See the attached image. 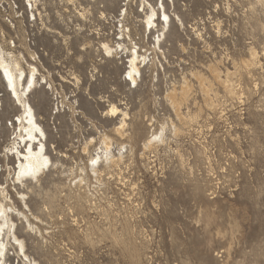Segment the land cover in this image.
<instances>
[{
	"label": "rangeland",
	"instance_id": "obj_1",
	"mask_svg": "<svg viewBox=\"0 0 264 264\" xmlns=\"http://www.w3.org/2000/svg\"><path fill=\"white\" fill-rule=\"evenodd\" d=\"M25 1L0 0V42L26 59L34 53L53 81L29 99L54 166L39 185H13L16 163L4 159L3 147L15 137L18 111L3 97L0 182L15 205V192H27L47 230L44 238L27 234L13 216L30 257L39 264H264V0H146L163 2L171 15L164 34L158 20L144 32L147 9L132 0L122 22L133 50L145 54L136 85L127 80L129 53L116 46L108 57L100 48L120 41L126 0H36L32 12ZM184 88L179 106L171 103V91L180 97ZM110 103L127 112L123 139L113 130L120 114L105 113ZM104 134L123 157L102 164L100 182L88 179V201H78L73 185ZM6 251L7 263L17 264Z\"/></svg>",
	"mask_w": 264,
	"mask_h": 264
},
{
	"label": "bare ground",
	"instance_id": "obj_2",
	"mask_svg": "<svg viewBox=\"0 0 264 264\" xmlns=\"http://www.w3.org/2000/svg\"><path fill=\"white\" fill-rule=\"evenodd\" d=\"M131 1L132 0L124 1L126 2V7L120 20V41L113 42L110 39L106 41L103 40L100 42V48L108 55V57L113 56V53H118L119 49L117 50L116 46H118V48L120 47V50L129 53V65L127 67L129 79L127 80L136 85V76L141 73L142 64L145 63V54H142L137 49L133 50L135 46H133L134 44L132 45L130 29H126L127 25L122 22L127 19L128 7L130 6L129 4ZM145 1L146 0H143L141 3L142 11L147 9L142 22L144 32L148 27H150L149 30H151L152 27L158 26L156 23L158 20L161 26L160 31L164 34V32L170 27L171 15L166 12L163 2L160 4L157 3L156 6L158 5V7H155V5L145 3ZM25 2L30 6L31 12L33 11L32 9H37L35 3L36 0H26ZM25 2L24 5L27 8ZM80 15L82 16L83 13H80ZM159 37L160 35L158 34L156 40L158 45L160 43ZM123 40H126L127 43ZM251 51L252 50H250V52ZM27 53L29 59H26L21 52H15L12 49H5L0 42V80L2 82V88L0 90V107H2V98L5 97L6 101L17 108L18 111L15 115L16 118L13 119L15 125L14 129H17V131L15 132V137L13 136L10 142L3 147V150L6 149V152H3V157L4 159H8L9 156L13 158L14 163L16 164L14 165V173L11 177L12 183L13 185L18 184L22 186H24L28 180H30L31 183L33 181L36 185H39L40 176L54 166V162L51 160L47 151L46 131L39 122V118L37 117L29 99L30 95L37 87H40L41 84H48L49 87L52 88L53 81L49 72L45 70L44 67L42 68L47 73H42V70L40 71L39 66L36 63L37 60L35 54L28 52V50ZM251 54L253 55V53H250L249 55ZM252 55L250 56L251 60L253 59ZM217 73L219 74L218 71ZM215 75L216 74H214V76ZM61 79L64 80L63 78ZM171 92V95L169 94L171 103L179 106V103L185 97L186 89L184 88L181 89V92L179 91L180 97H177L174 91ZM113 109H115V112H113ZM0 110H2V108H0ZM105 113L111 117H116L120 114L121 117L119 122L113 127V130L120 139L126 137L127 133L125 127L127 125V112L118 108L114 103H110ZM177 130L178 129L174 126V135ZM150 135L156 137L157 132H152ZM151 136L145 138L146 140L143 141L144 149L152 146L153 142L150 139ZM159 138L163 143V134L160 135ZM112 140V137L106 134L102 135L100 137L101 146L99 147V151L88 156V159L92 162L90 163L91 165L85 164V166H82L81 171L83 172V176L80 175L77 182L73 185V188L79 191L77 194L78 201H88L89 195L92 194H88L85 189L88 184V179L94 177L96 181L100 182L101 174L103 172V169L101 168L102 164H104L106 168H111L123 157L119 151L118 155L112 151ZM89 143L90 142L82 148L83 151L88 150ZM121 145L122 144L119 146ZM93 161H96V163H93ZM7 186L6 182H0V264H8V260L6 261V253L3 254V251L5 250L6 252L8 248L10 250L12 249L15 256L18 257L17 264H19V262L20 264H39L35 258H31L30 254L27 253L28 251L26 250L25 240L17 234L18 229L13 216L18 218L20 223L24 225L22 227H24L25 233L27 234H35V236L39 235V237L44 238L43 233H47V230L43 231L38 225V223L42 224V220L31 211L27 200V192L24 190H15V198L18 202V205H15ZM67 187L69 188V191L73 189L71 183H69ZM22 227L21 231L23 229Z\"/></svg>",
	"mask_w": 264,
	"mask_h": 264
},
{
	"label": "snow or ice",
	"instance_id": "obj_3",
	"mask_svg": "<svg viewBox=\"0 0 264 264\" xmlns=\"http://www.w3.org/2000/svg\"><path fill=\"white\" fill-rule=\"evenodd\" d=\"M113 112H115V109H113ZM93 163H96V161H93Z\"/></svg>",
	"mask_w": 264,
	"mask_h": 264
},
{
	"label": "built area",
	"instance_id": "obj_4",
	"mask_svg": "<svg viewBox=\"0 0 264 264\" xmlns=\"http://www.w3.org/2000/svg\"><path fill=\"white\" fill-rule=\"evenodd\" d=\"M127 78V77H126Z\"/></svg>",
	"mask_w": 264,
	"mask_h": 264
}]
</instances>
